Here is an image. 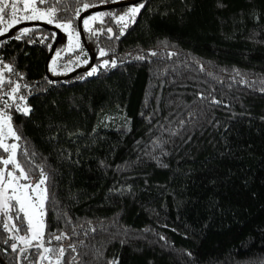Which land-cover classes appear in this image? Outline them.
I'll return each mask as SVG.
<instances>
[{"label":"trees","instance_id":"16d2710c","mask_svg":"<svg viewBox=\"0 0 264 264\" xmlns=\"http://www.w3.org/2000/svg\"><path fill=\"white\" fill-rule=\"evenodd\" d=\"M141 2L119 40L91 38L81 20L93 64L100 47L117 61L93 76L48 78L52 30L30 25L23 39L10 38L17 29L0 40V60L14 68L5 78L25 97L9 102L17 158L32 179L47 174L48 233L70 237L47 246L67 249L61 264H264V0ZM61 7L74 15L80 4ZM103 26L118 32L112 18ZM64 35L50 76L74 56L61 51L52 64ZM8 237L0 228L3 264H36L35 249L24 259Z\"/></svg>","mask_w":264,"mask_h":264},{"label":"snow or ice","instance_id":"6c2138e0","mask_svg":"<svg viewBox=\"0 0 264 264\" xmlns=\"http://www.w3.org/2000/svg\"><path fill=\"white\" fill-rule=\"evenodd\" d=\"M100 2L107 3L108 0H100ZM77 3L80 4V7L75 10L74 15H60V13L67 12L66 7H61V0H0V25H3L0 28V35L9 33L11 29L24 21L43 20L47 24H55L58 29H62L68 34V45L66 49L56 52L55 57L52 58V64H57L61 51H67L74 54V56H70L63 67L67 71H73L70 67L72 64H75L76 67H80L82 64H90L88 53L80 41V30L74 25L75 20L82 19L83 30L93 39L99 40L103 36L109 41L119 40L121 36L125 35L130 24L135 22L141 9L145 7V3L141 2L138 5L130 6L122 15H116L113 12H97L82 18V12L96 5L84 2V0H77ZM6 16L8 19H6ZM105 17L114 20L118 32H114L110 26H103ZM96 21L99 22L100 27H93V22ZM35 31V28H20L17 34L10 38L21 40ZM52 38H55V34ZM46 39L48 37H43L39 42L43 43ZM29 42L36 41L30 40ZM48 47L51 48V45H48ZM108 55L109 52L104 47H100L98 57L101 58V62L99 65L92 64L86 76L96 75L100 69L116 67V59H103ZM149 55L156 56L157 53L153 51ZM136 59L145 60L146 57L139 55ZM0 64L3 67V71H0V88L9 87L8 92L0 95V102H2V106H0V150L6 154V156L0 155V228L10 233L8 240H5L4 243L9 244V240L17 241L18 243L9 244V247L12 252L18 253L24 259H27L31 249H35L37 264L44 260L51 261V254L56 253L55 264H61L67 249L63 245L59 246L58 249H53L47 245H51L53 240L61 241L70 239V237L63 232L58 235L48 233L46 222V202L49 200L47 174L43 169H40V178L33 181L29 174L30 170L26 171L17 158L19 144L7 142L9 138L13 141H19L21 136L17 134V130L13 127L12 116L8 112L9 109L13 108V104L4 99V96L13 101L17 99L23 101L25 97L17 95L21 90L19 82H13L5 78L4 73L14 72V68L9 64H3L2 60H0ZM51 71L55 74L56 68L53 67ZM83 78L85 77H80V79ZM241 82L247 83V81ZM48 83H53V81L49 80ZM24 87L28 86L24 85ZM261 91L264 92V88ZM199 98L201 100L205 99L203 94H200ZM211 103L220 104L221 101L212 97ZM15 111L27 116L30 115L32 110L28 106H21L16 103ZM92 231H95V229ZM21 232L24 234L20 235ZM80 243L83 244V241ZM68 248L72 252H76L75 244H69ZM4 251H7V249H4ZM108 264H119V261H109Z\"/></svg>","mask_w":264,"mask_h":264},{"label":"water","instance_id":"95a60500","mask_svg":"<svg viewBox=\"0 0 264 264\" xmlns=\"http://www.w3.org/2000/svg\"><path fill=\"white\" fill-rule=\"evenodd\" d=\"M140 1H142V0H126V1H119V2H112V3L96 5L95 7H91L87 11L82 12L81 13V17L83 18V17H85L88 14H91V13H94V12H98V11H102V10H105V9L121 7V6H126V5H132V4H135V3L140 2ZM81 20L82 19H78L76 25H77V29L80 30V39H81L84 47L87 49V52L89 54L90 64L86 65L83 68L75 69V70H73V71H71V72H69V73H67L65 75H61V76H50L48 74V70H47L48 61H49L50 57L52 56L57 43L62 38V32L56 26L50 25V24H46V23H43V22H40V21L22 22L21 24L16 25L13 29H11L9 31V33H6L4 35H0V40H2L4 38H6L7 36H9L10 33L12 31H14V30H17V29H20V28H23V27H26V26H30V25H38V26H41L43 28H46V29L54 31L56 33V36H55V38H54V40L52 42L51 48L49 49L47 57L45 59L44 69H45V73H46V75L48 76L49 79H51V80H63V79H66V78H69V77L75 75L78 72L87 71L90 68V66L93 64V61H94V57H95V53L96 52L95 51H91L88 48V46H87V44L85 42V37H84V33H83V30H82V26H81ZM0 263L3 264L1 260H0ZM40 263H41V261L39 262V264ZM36 264H37V261H36Z\"/></svg>","mask_w":264,"mask_h":264},{"label":"rangeland","instance_id":"374dc122","mask_svg":"<svg viewBox=\"0 0 264 264\" xmlns=\"http://www.w3.org/2000/svg\"><path fill=\"white\" fill-rule=\"evenodd\" d=\"M118 2V1H126V0H115V2ZM133 5H135V4H133ZM133 5H130V6H133ZM138 5V4H137ZM129 6V7H130ZM128 7V8H129ZM127 8V9H128ZM127 9L125 10V11H127ZM124 11V12H125ZM98 12H102V11H98ZM123 12V13H124ZM94 13H97V12H94ZM94 13H91V14H88L87 16H89V15H92V14H94ZM123 13H120L119 15H122ZM6 19H8V17L6 16ZM24 22H27V21H24ZM40 22H43V23H46L45 21H43V20H40ZM96 22H98V21H96ZM96 22H93V25L96 23ZM47 24V23H46ZM50 25H54L55 26V24H50ZM2 27V25H0V28ZM61 30V32L63 31L62 29H60ZM64 32V31H63ZM64 36H65V42L63 43V46H62V49H66L67 48V45H68V34L66 33V32H64ZM87 35H89L88 33H86ZM100 62L101 61H99V62H97L95 65H99L100 64ZM74 66L76 67V65L75 64H72L70 67L73 69V70H75V69H77V68H80V67H77V68H74ZM109 68V67H108ZM107 69V68H106ZM2 71V70H1ZM69 72H71V71H67L64 67H62V69H60V70H58L56 73L60 76V75H64V74H66V73H69ZM88 72V71H87ZM86 72V73H87ZM85 73V74H86ZM3 93H6V92H3V90H1V88H0V95H3ZM4 99H7L8 100V102H10L11 100H10V98L9 97H7V96H4ZM2 103V102H1ZM8 143H13V142H15V143H18L19 144V141H13L11 138H9L8 139V141H7ZM6 156V155H5ZM11 167V166H10ZM40 178V175L39 176H37V177H35V178H33L32 180L33 181H36V180H38ZM8 233V232H7ZM24 233H20V235H23ZM10 235V233H8V236ZM14 241V243H18L17 241H15V240H13ZM55 260L56 259H54V260H51L50 262H49V264H51V263H54L55 262Z\"/></svg>","mask_w":264,"mask_h":264},{"label":"flooded vegetation","instance_id":"af4514ba","mask_svg":"<svg viewBox=\"0 0 264 264\" xmlns=\"http://www.w3.org/2000/svg\"><path fill=\"white\" fill-rule=\"evenodd\" d=\"M2 27H3V25H2ZM2 27H1V28H2ZM10 35H11V33H10ZM10 35H9V36H10ZM7 37H8V36H7ZM1 68H2V67H1Z\"/></svg>","mask_w":264,"mask_h":264}]
</instances>
